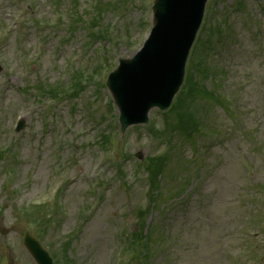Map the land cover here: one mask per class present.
<instances>
[{"label": "rangeland", "instance_id": "374dc122", "mask_svg": "<svg viewBox=\"0 0 264 264\" xmlns=\"http://www.w3.org/2000/svg\"><path fill=\"white\" fill-rule=\"evenodd\" d=\"M70 2L72 0H65L66 4ZM232 2H219L218 12ZM38 3L42 0H0V28L8 32L6 41L0 39V62L4 68L0 74V149L15 144L14 153L20 159L18 175L9 187L5 188L6 178L0 171V231L7 237L0 236V258L9 255L5 244L9 243L17 249L13 258L19 261L14 264H36L23 243L27 222L18 218L16 208L36 203L43 195L51 196V188L66 184L65 215L60 231H48L43 246L50 252L48 247L52 244L57 245L75 234L77 239L70 252L74 264H119L116 261L119 237L136 229V209L143 205L147 188L146 173L138 168L141 161L136 156L139 154L145 159L154 149L146 143L145 132L132 131L124 139L134 158L126 164L124 173L116 174L115 169L103 167L99 145L100 132L106 127L101 125L104 122L101 118L113 117L108 107L112 96L106 88L100 90L92 85L70 103L58 106L51 101L43 105L37 103L40 98L34 89L30 96L21 92L30 87L24 79L27 83L41 81L43 85L67 84L69 76L63 74V68L68 61L89 72L87 60L82 62L74 54L80 50V43L87 42L86 31L79 27L72 30L68 17L56 31L42 32L31 23L23 29V7L32 5L34 17L38 19ZM81 3L87 6V0ZM246 5L247 16L243 20L234 17L227 64L235 83L234 92L246 113L245 124L257 133L258 142H250L248 135L235 125L219 129L222 138L215 146L209 141L197 140L206 149L203 156V175L207 177L203 183V197L206 199L202 206L196 204L195 198L184 210L179 202L173 201L164 216L155 211L148 219L149 222L157 217L167 230L172 229L175 241L170 251L172 258H176L174 264H230L237 247L232 242L233 237L239 235L236 229L243 226L246 218V208L240 206V197L247 187L244 174L248 161L246 153L250 148L256 153L249 155V159H254L259 169L254 177L264 180V0H246ZM116 6L112 0V12L103 18L102 24L114 25V31L124 40L116 47V53L129 57L145 39L147 29L138 26L139 18L145 13L140 14L133 5ZM48 9L47 2L45 19L52 17ZM145 15L149 19V14ZM85 16L90 19V13ZM70 34L73 41L65 46L60 44V38H68ZM76 35L82 40L75 42ZM109 51L112 53L113 49ZM34 58H38L37 70L33 74L28 69L24 76V60ZM70 106L77 107L75 115H70ZM19 119L25 120L26 125L23 132L17 134L14 127ZM215 119L219 126L228 122L220 108L212 107L208 121L213 125ZM124 139L120 135L116 137L118 142ZM191 152L190 145L178 142L177 150L170 157L168 174H183V164ZM60 167L65 168L63 173L57 171ZM100 176L110 185L103 199L98 201L91 196L89 188ZM170 186L176 189L179 182H171ZM89 206L93 209L86 217L82 216L80 210L86 211ZM80 223L83 226L80 227ZM164 256L158 252L151 264H164Z\"/></svg>", "mask_w": 264, "mask_h": 264}, {"label": "water", "instance_id": "95a60500", "mask_svg": "<svg viewBox=\"0 0 264 264\" xmlns=\"http://www.w3.org/2000/svg\"><path fill=\"white\" fill-rule=\"evenodd\" d=\"M144 101H137L135 105L128 108V114L129 119L133 120L137 116V112L142 111V108L144 106ZM31 249L33 250L34 254L36 255L37 259L41 264H45V261L47 260V255L42 253L38 248H36L34 245H31Z\"/></svg>", "mask_w": 264, "mask_h": 264}, {"label": "trees", "instance_id": "16d2710c", "mask_svg": "<svg viewBox=\"0 0 264 264\" xmlns=\"http://www.w3.org/2000/svg\"><path fill=\"white\" fill-rule=\"evenodd\" d=\"M154 169H155V167H154Z\"/></svg>", "mask_w": 264, "mask_h": 264}]
</instances>
